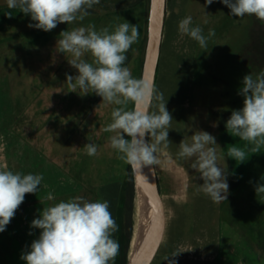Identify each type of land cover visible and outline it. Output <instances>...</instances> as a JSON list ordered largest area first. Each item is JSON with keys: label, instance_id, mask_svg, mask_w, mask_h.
Here are the masks:
<instances>
[{"label": "rangeland", "instance_id": "1", "mask_svg": "<svg viewBox=\"0 0 264 264\" xmlns=\"http://www.w3.org/2000/svg\"><path fill=\"white\" fill-rule=\"evenodd\" d=\"M122 3V0H110L107 4ZM5 6L6 0H0V8ZM150 9L151 0L146 23L148 30ZM99 11V8H96V12L100 13ZM111 13H101L97 20L103 24L105 20L118 22L120 17H126L117 10ZM129 13L139 32L144 31V6L141 5ZM186 16L192 17L193 26L201 27L205 36L208 35L209 29H214L215 36L208 39L207 48H201L198 42L187 36L181 38L179 35L178 22ZM97 20L86 16L83 21L60 23L48 32L29 27L30 23H36L31 19L0 25V46L16 38V41L20 40L17 43L26 47L23 52L9 48L0 53V170L43 176L37 192L25 194L23 203L16 210L6 230L0 232V264H26L21 255L29 250L30 238L41 231L32 228L31 222L39 218L43 207L52 206L61 200L67 201L72 197L82 196L89 201H108L109 211L116 221L120 189L116 180L124 177L129 165L118 158L119 153L110 146V138L104 139V133L107 132L103 130L102 134L99 129L91 130L90 137V124L82 125L84 114L90 116L92 121L98 120L97 109L101 103L98 101H101L102 97L92 96L91 112L83 106L87 95H82L79 89L72 92L66 82V74L73 77L78 75V71L67 61L71 56L66 54L65 57L56 50V43L62 31L95 25ZM115 25L117 24L103 25L102 28L112 26L111 31ZM19 34L26 35L17 38ZM138 46L139 39L131 46L132 53L125 62V66L130 70L134 69L140 56ZM182 53L185 55L182 56ZM84 58L89 62L92 60L90 54H86ZM261 70H264V23L255 16H231L230 9L220 0H214L211 5H206L205 0H166L159 81L167 71L172 74V78L175 75L180 77L183 73L185 79L181 80L183 77H180L178 82L181 88L179 98L164 100L170 110L177 105H188V102L183 100L186 99L187 90L192 109L190 113L185 109L178 110L174 124L183 130L189 115L190 129L192 127L193 132L202 130L213 135L219 146L217 154L221 158L218 162L226 168L227 183L229 184L230 178L237 183L233 193L230 192L229 185L227 200L213 202L203 192L198 191V186L204 181L200 174L190 167L191 160L185 164H162L163 169L176 174L181 193L168 242L180 243L185 246L183 249L191 247L190 251L184 252L187 258H213L218 249L220 233L229 229L237 230L236 227L243 228L246 223L248 227H254L264 234V193H256L255 190L257 184L264 185V146L260 152L252 153L250 149L253 145L231 135L226 129V121L232 111L243 107L244 98L238 94L243 77L248 73L255 76ZM34 76V80L30 81ZM171 83L174 84V80H171ZM57 84L61 88L58 93ZM168 85V82L163 81L159 90L166 93ZM48 86L53 90L52 112L55 115L51 119L48 118L50 120L44 128L45 132L36 138L31 136L35 134L34 129L26 132L24 128L29 121L39 124L47 118L50 105L48 99L51 98V94H48L50 92L46 90ZM174 89L179 90L176 85ZM56 93L58 99L64 101L62 107L57 101ZM39 98L43 100V118L30 117L31 110L35 111L34 103H38ZM15 111L24 113L17 117L14 115ZM100 112L99 115H102L106 111ZM60 118H64V126L69 125L61 127ZM112 134L110 133V137ZM45 135L49 137L46 139ZM18 140H21L20 147L16 148ZM88 143L97 146L95 156L87 155L84 145ZM233 145L247 152L244 162L239 163L226 156L228 148ZM49 194L53 199L47 198ZM146 213L137 197L130 263L143 248L133 254L136 233L145 218L149 217ZM113 238L117 240V231ZM250 239L255 240V237L252 235Z\"/></svg>", "mask_w": 264, "mask_h": 264}, {"label": "clouds", "instance_id": "2", "mask_svg": "<svg viewBox=\"0 0 264 264\" xmlns=\"http://www.w3.org/2000/svg\"><path fill=\"white\" fill-rule=\"evenodd\" d=\"M10 9L31 17L35 24L29 27L51 31L60 23L71 24L83 21L90 9L100 0H6ZM211 5L214 0H205ZM230 9L234 17L255 16L264 23V0H220ZM96 29L94 24L62 31L56 50L70 54L69 65L78 75L66 74V82L82 95L95 93L103 102L117 105L111 112L112 122L103 130L113 133L110 146L118 158L131 166L140 176L145 166L159 163L157 154L169 147V129L173 117L166 108L163 93L159 92L151 78H134L128 67L126 53L139 39L137 25L128 22ZM178 32L207 48V41L215 36L214 29L203 34L199 26H193L192 17L186 16L178 22ZM90 54L89 62L85 55ZM243 96V107L233 110L226 121L228 133L253 145L252 153L260 152L264 146V70L255 76L246 74L238 93ZM133 107H127L129 102ZM155 104V110L150 111ZM215 126V125H214ZM125 136L128 138L126 139ZM150 137V140L146 139ZM88 156L97 154V146L84 145ZM216 138L210 133L197 130L191 142L184 139L179 144L177 156L191 160L190 167L204 181L198 186L213 202L227 200L229 184L226 168L218 161ZM247 152L231 146L227 157L244 162ZM194 158V159H193ZM225 159V158H224ZM152 174L155 169H151ZM43 180L42 175L14 173L0 170V232L14 217L23 203L25 194L36 193ZM256 193H264V185L255 186ZM49 200L53 199L49 194ZM32 228L40 229L39 237L32 241L28 251L21 255L26 264H110L119 253V243L113 238L118 225L109 211L108 201H89L75 196L67 201L43 207L39 218L33 219Z\"/></svg>", "mask_w": 264, "mask_h": 264}, {"label": "crops", "instance_id": "3", "mask_svg": "<svg viewBox=\"0 0 264 264\" xmlns=\"http://www.w3.org/2000/svg\"><path fill=\"white\" fill-rule=\"evenodd\" d=\"M139 7L134 8V9H130V10H126V11H118L119 13H121L122 15H125L127 17V18L126 17L125 18L120 17V20L118 22L112 21V20H109V21L105 20L104 22H102L103 24H101L100 21L97 20V22L95 24L96 29L97 30L101 29L103 25L105 26V25L110 24L113 26L114 24H120L126 20H127L126 22H128L132 25H135V21L132 20V16H129V14H130L129 11L136 10ZM108 14H112V13L110 12ZM145 19H146V15L144 14V20ZM146 26H147V24H146V20H145V30L142 31L143 34H142V32H139V35H140V33L142 34L139 36V46L137 47L138 52H140V56L137 59V62H136L134 69L132 68L130 70L132 76L134 78H137V79L142 78V72H143V65H144L146 50L144 51L143 63H142V67H141L142 53L140 51V47L144 41L145 36H146V43H147V30L148 29H146ZM138 31H139V29H138ZM24 35H26V34H19L17 36V38L18 37L22 38ZM163 38H164V30H163V36H162L160 55H159V59H158V68H157L155 86L159 90V86L162 84L163 81H166L169 83L166 93H163L164 99L168 100L169 98H172V97H178L179 98L178 95H180L181 88L179 87L178 82L180 81V79L182 77L183 78L181 80L185 79V77H184V74L182 73V75L180 76L181 78L179 77V75L178 76L175 75L172 78V74L167 71L166 74L163 76L162 80L159 81L160 80V63H161V52H162ZM15 39L12 42H9V43H6V44H3L2 46H0V53L8 50L9 48H11L12 50H15V51H20V52H23L24 50H26V47L22 43H17L20 40L16 41ZM6 45H8V46H6ZM19 48H22L23 50H20ZM145 49H146V45H145ZM130 53H132V49H130L126 53L127 57H128V55H130ZM183 54L185 55V53H182L181 55L183 56ZM29 76H31V75H29ZM34 78H35V76L30 81H33ZM171 80H174V84L171 83ZM25 81H27V79H25ZM55 82L57 83L56 79H55ZM175 85H176V88L179 90L174 89ZM57 86H58V84H57ZM50 87L51 86H48L46 88L47 92H50L48 94H51V98L48 99V103L50 105H49V110H48L49 113H48L47 118L44 119V122L42 121L39 124H36V123L34 124L33 121H29L26 123L25 128H24V130L26 132H30V131H32V129H34L35 134H33L31 136H36V138H38L43 133L44 128L47 125L48 121L51 118H53L55 115V113L52 112V109H53L52 108L53 90H50ZM16 88H17V86H16ZM17 89L19 90V88H17ZM59 89H61L60 86H58L57 93H58ZM159 92L162 93L161 90H159ZM57 93H56V96H57ZM187 95H188V93L186 90V99H183V100H185L186 103L188 102V105L183 104L179 107L177 105L176 107L174 106V108H172L171 110L168 109V106L166 105L167 110L171 113V115L173 117V120L171 122V128L169 129V134H168V139L170 141V144H169V147L167 149H162V151L157 154L159 163L157 165H153L156 168L163 169L164 167H161V166H162V164H166V163L183 162L185 164V163L189 162V160H183L177 156V153L179 151L180 142L183 139L186 142H191V135H193L195 132V131L194 132L192 131V127L190 129L191 123L189 120V118H190L189 115L186 114L187 115L186 118H188V120L186 121V126L183 130L181 128H179V126L177 127L176 124H174L177 120L176 115H177L178 110L185 109L188 113H190V111L192 109V108H190L191 105H189ZM92 96H96V94L95 93L87 94V98L83 102L84 103L83 106L89 108L88 111L90 110V107H91ZM98 97H100V96H98ZM181 98H182V96H181ZM57 101H58L59 105H61L60 107H62L64 104V101L58 99V96H57ZM98 102H101V103H99L100 106L97 109L98 113L101 114L100 111H102V110L106 111L102 115L98 114V120L95 119L92 121L90 116H88L89 117L88 118L85 114L83 115L82 125H85L86 123L90 124L89 129H88V131L90 133V137H91V130H97L98 131V129H99V131L102 133L103 129L109 123L112 122V119H111L112 110L115 107H118L117 105L109 104L107 102H103L102 100L101 101L99 100ZM11 103L13 105V101H11ZM38 103H39V106H38ZM38 103H36V104L34 103L35 111L31 110V114L29 115L30 117L33 116L34 118H37V117L43 118V115H44L43 100H41L39 98ZM108 104H109V106H108ZM107 106L109 107L108 109H107ZM127 107L129 109H131L133 107V103L130 101L128 103ZM152 110H155V101L153 102V107L151 108V111ZM91 111L92 110H90L89 112H91ZM22 113H24V112L19 111L17 113L15 111L14 115H17V117H18ZM58 113H59V111H58ZM58 113H57V118L59 115ZM93 113H94V111H93ZM14 115H12V116H14ZM12 116H11V118H12ZM48 118H50V119H48ZM60 119H61V121H60L61 127H66L69 125L68 124V125L64 126L63 125V119L64 118H60ZM13 120H15V118ZM97 123L99 125H97ZM179 123H180V121H179ZM26 136H27V134H26ZM48 137H49L48 135L44 136V138H46V139ZM103 137H104V139H109L110 138V132L104 133ZM125 138L127 139L128 137L125 136ZM29 139L31 140V138H29ZM148 140H150V137H148ZM20 142H21V140H18L17 147L15 146L16 148L20 147ZM114 151H116V150L114 149ZM45 153H47V151H45ZM115 154H116V152H114V155ZM129 170H130V167H129ZM125 175H126V173L124 174V177L121 176L118 181L116 180V182L118 183L119 188H120L119 189V198H118V207H119L122 184H123V180L125 178ZM159 193H160L159 200H160V210H161V219H162L164 214H165L166 207H167L166 206V196L164 195V192L160 189H159ZM117 213H118V209H117ZM259 222H261V220H259ZM116 223L118 225L117 214H116ZM236 228H237V230H230L229 229V230H225L224 232L220 233V237H219V240L217 243L218 249H217L214 257L210 258V259H208V258L204 259V258H198V257L187 258L186 253H184V252L188 251V250L190 251L191 247H189V248L186 247L185 249H183L185 246L183 247V245L180 243L178 244L176 242H168V239H169L170 234H171V232H170L168 238L164 242V245L162 246L161 250L159 251V253L155 257L152 264H264V234L262 232H260L259 230L255 229L254 227H251V228L248 227L247 223L245 224V226L243 228L242 227L241 228L236 227ZM218 232H219V229H218ZM252 235L255 237V240L250 239V237H252ZM38 237H39V234L33 235V237L30 238L31 243L33 240L37 239ZM118 239H119V227H118V231H117V241H118ZM8 251L10 252V250H8ZM3 264H6V263L4 262ZM111 264H115V260Z\"/></svg>", "mask_w": 264, "mask_h": 264}, {"label": "water", "instance_id": "4", "mask_svg": "<svg viewBox=\"0 0 264 264\" xmlns=\"http://www.w3.org/2000/svg\"><path fill=\"white\" fill-rule=\"evenodd\" d=\"M165 17L166 0H151L149 30L142 78H151L154 84L161 50ZM129 167L130 174L135 179V182L138 179L155 182L156 187L162 190L166 196L167 207L163 218L160 220H153L141 252L132 263H130V261L128 263L152 264L164 245L177 216L181 197L179 181L172 171L158 169L153 165L145 166L140 170L143 176L133 173L130 165ZM151 169H155L153 174Z\"/></svg>", "mask_w": 264, "mask_h": 264}, {"label": "trees", "instance_id": "5", "mask_svg": "<svg viewBox=\"0 0 264 264\" xmlns=\"http://www.w3.org/2000/svg\"><path fill=\"white\" fill-rule=\"evenodd\" d=\"M110 0H100L98 4H95L92 9H90V15L93 20H97L101 13H110L114 10L117 11H126L130 9L137 8L138 6L143 5L146 11V23L149 11V1L150 0H122L123 3L119 5H109L107 4ZM96 8H99V12H96ZM0 19L1 24H7L10 22H18L22 19H31L30 16L25 15L19 12V9H10L8 6L0 8ZM146 45V36L144 41L140 47V51L142 53L141 57V67L143 63V56ZM148 138V137H147ZM132 183V184H131ZM230 192L237 188V183L230 178L229 179ZM137 197H136V187H135V179L131 176L130 170L125 175L123 180L120 201L118 207V227H119V253L115 259V264H128L129 258L132 249L133 236H134V213H135V205H136Z\"/></svg>", "mask_w": 264, "mask_h": 264}, {"label": "bare ground", "instance_id": "6", "mask_svg": "<svg viewBox=\"0 0 264 264\" xmlns=\"http://www.w3.org/2000/svg\"><path fill=\"white\" fill-rule=\"evenodd\" d=\"M132 184V183H131ZM136 194L142 206L146 210V217L141 224L134 239V253L140 250L146 240L147 234L150 231L153 220L161 219L159 189L156 187L155 182L138 179L135 183Z\"/></svg>", "mask_w": 264, "mask_h": 264}]
</instances>
